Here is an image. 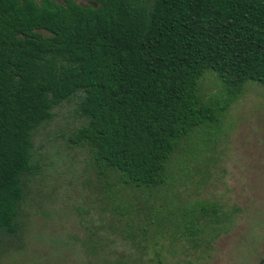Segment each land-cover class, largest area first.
I'll use <instances>...</instances> for the list:
<instances>
[{
  "label": "trees",
  "instance_id": "1",
  "mask_svg": "<svg viewBox=\"0 0 264 264\" xmlns=\"http://www.w3.org/2000/svg\"><path fill=\"white\" fill-rule=\"evenodd\" d=\"M249 81L264 87V0H0V252L20 246L33 132L75 97L71 141L97 178L93 233L121 236L135 264L206 257L234 215L187 189L190 156L218 140Z\"/></svg>",
  "mask_w": 264,
  "mask_h": 264
},
{
  "label": "rangeland",
  "instance_id": "2",
  "mask_svg": "<svg viewBox=\"0 0 264 264\" xmlns=\"http://www.w3.org/2000/svg\"><path fill=\"white\" fill-rule=\"evenodd\" d=\"M201 83L205 93L219 89L212 74ZM75 107V97L59 104L33 132L36 169L24 179L20 246L0 252V264H109L118 257L135 264L137 253L121 236L109 234L106 240L93 233L99 225L92 209L97 178L87 151L71 141L83 121ZM200 142L198 153L190 156L193 182L186 187L194 198L218 201L233 212L232 228L215 240L206 257L164 251L161 264L258 263L264 259V87L247 82L228 109L215 146ZM89 241L102 251L92 254ZM150 257H143V264H153Z\"/></svg>",
  "mask_w": 264,
  "mask_h": 264
}]
</instances>
